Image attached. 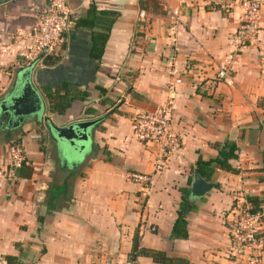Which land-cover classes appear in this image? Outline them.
<instances>
[{"label": "crops", "instance_id": "obj_1", "mask_svg": "<svg viewBox=\"0 0 264 264\" xmlns=\"http://www.w3.org/2000/svg\"><path fill=\"white\" fill-rule=\"evenodd\" d=\"M32 1L42 0H0V101L26 79L22 61L2 49L34 23ZM154 1L142 10L139 0H66L72 24L54 63L31 70L41 115L17 127L0 116V264L7 257L18 264H114L132 258L134 237L138 264H160L149 251L180 264H248L246 256L231 255L226 221L242 193L264 209V0L259 41L240 50L232 44L240 0ZM90 8L112 23L100 60L92 48L103 25L74 23L88 20ZM225 59L232 84L216 75ZM63 84L89 96L50 113L43 90ZM170 99L181 150L156 170L157 147L135 137L131 118ZM46 118L60 127L102 121L71 145L48 131ZM13 141L24 167L7 181L1 171ZM224 141L237 146L229 164L238 172L215 168L209 181L203 178L218 188L190 196L196 210L186 217L188 236L173 238L181 190L190 193L196 162L214 160ZM132 172L149 175L150 183L129 182ZM261 236L254 264H264V229Z\"/></svg>", "mask_w": 264, "mask_h": 264}, {"label": "built area", "instance_id": "obj_2", "mask_svg": "<svg viewBox=\"0 0 264 264\" xmlns=\"http://www.w3.org/2000/svg\"><path fill=\"white\" fill-rule=\"evenodd\" d=\"M240 23L232 44L234 50L255 45L259 41L262 0H240ZM29 12L34 23L25 31H17L10 36V46L2 51L7 56L19 58L22 67L36 69L44 64V59L53 55L63 42L64 35L72 24V13L66 0L32 1ZM233 68L230 59H225L217 67V78L232 84ZM172 100L149 112H138L131 118L135 137L145 144L157 147L155 169L160 170L172 156L181 150V143L172 131ZM9 165L1 171L7 181L15 179L14 171L24 163L20 143L9 146ZM126 179L136 185H147L151 177L143 173H128ZM252 204L245 194L234 201L232 216L226 221V231L230 240L232 256H246L248 264L260 258L262 232L264 229V209L252 212ZM114 264H138L135 258Z\"/></svg>", "mask_w": 264, "mask_h": 264}, {"label": "trees", "instance_id": "obj_3", "mask_svg": "<svg viewBox=\"0 0 264 264\" xmlns=\"http://www.w3.org/2000/svg\"><path fill=\"white\" fill-rule=\"evenodd\" d=\"M149 3L155 4L154 0H139L138 4L140 9L146 10L147 5ZM96 11L93 8H90L88 11V15L83 20L79 19L75 23L76 25L85 26V25H94V26H102L104 27V33H98L93 38V48H92V54L94 58L97 60H100L101 55L103 53V46L108 38V32L110 30V25L112 24L111 21H107L106 19H100L96 17ZM98 15H104V16H111V13L108 12H99ZM98 20V22H97ZM61 46V45H60ZM97 46V47H96ZM97 49H96V48ZM54 55H49L44 59V66H49L50 64H53L54 62ZM70 85L63 84L59 90L55 91H49V90H43L44 95L48 101V109L50 113H58L63 114L67 108L71 105L73 101L76 100H85L88 98V94L85 91H82L80 89H71L69 87ZM101 92L104 93L105 91L101 89ZM14 142V141H13ZM217 147V156L214 160L210 161H202L199 159L194 167V172L199 174L202 178H204L206 181H209L211 176L214 173L215 168H219L223 171L237 173L238 171L234 169L230 164L229 161L232 159H236V150L237 146L232 141H224L221 144H216ZM24 163L18 168V170L22 169ZM18 173V171H17ZM218 188V185L215 186ZM248 201L252 204L253 209L252 212H255L258 209L259 203L255 201L254 199L248 198ZM196 210V207L190 202V193L188 190H181V202L178 208L177 212V219L174 223V226L172 228V237L173 238H184L186 239L187 234V221L186 217L190 211ZM138 242L137 237H134L133 241V251H132V258H135L138 253H141L142 251L138 249ZM144 252V250H143ZM147 254L150 255V257L153 259L154 262L160 263V264H180L181 260L174 261L173 259H168L165 257V255L161 252H154L149 251ZM7 264H18L15 263V259L12 257H7ZM174 261V262H173ZM182 264H187V261H183Z\"/></svg>", "mask_w": 264, "mask_h": 264}, {"label": "water", "instance_id": "obj_4", "mask_svg": "<svg viewBox=\"0 0 264 264\" xmlns=\"http://www.w3.org/2000/svg\"><path fill=\"white\" fill-rule=\"evenodd\" d=\"M31 68L22 73V77H26L22 88L19 92H11L5 95L0 101V116H7L8 124L15 120L13 127L22 124L27 118H37L42 113V101L30 83ZM102 118L91 121L71 122L64 127L54 124L50 118H46V127L49 132H52L58 139L67 141L74 145L81 141H86L89 130L100 123ZM215 184L206 182L199 174H193V180L190 186V196L193 199H198L214 189Z\"/></svg>", "mask_w": 264, "mask_h": 264}]
</instances>
